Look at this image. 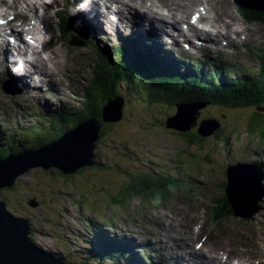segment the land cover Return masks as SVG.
<instances>
[{"label": "rangeland", "instance_id": "1", "mask_svg": "<svg viewBox=\"0 0 264 264\" xmlns=\"http://www.w3.org/2000/svg\"><path fill=\"white\" fill-rule=\"evenodd\" d=\"M29 1L38 3L39 16L36 20L40 21V28L45 23L41 16L47 14L51 22H54L53 28L50 27L47 32L49 37L55 39L62 36L58 30L56 13L59 9L66 11L69 7L57 2L47 11L37 0ZM211 3L215 2L210 0L207 4L206 0H199L187 14L207 6L209 15L218 13L221 14L218 16L222 17V13L225 15L229 9L234 21L232 22L235 23H232V29L234 25L240 26L238 29H243V33L249 34V37L243 41L241 38L229 41L227 45L211 46L212 51L204 53V56L198 49V57L209 59L222 54L226 58L225 62L229 64L227 69L229 67L238 69L239 75L260 73L261 65L264 63V24L247 23L234 0H219L216 2L220 3L218 5ZM18 4L20 8L36 13L23 0H19ZM12 12L13 10H10L7 14ZM188 18L189 15L185 17ZM79 27L89 38L90 43L86 40L83 42L76 32L69 30L66 33L78 45L73 70L69 62L64 65L65 70L66 65H70L73 77H63L55 70L53 72L55 80H51L59 92L61 91L58 97L63 101L48 97L51 106L46 108L58 110L62 106L65 107L60 122L55 123L52 115L35 121L40 112L34 101H23L24 104H19L20 107L27 104L28 108L22 112L26 113L21 119H18L22 114L20 112L11 114V109L4 105L9 101L4 99L0 92L3 98V103L0 104V119L5 121L0 123L2 126L0 132L3 130L8 132L6 136H0L4 150L10 148L19 152V147L32 148L36 143L55 138L81 122L83 118L81 115L85 110V89L91 77L95 75L93 67L96 46H103L115 38L106 40L102 34H94L87 29L83 21ZM90 35H96L97 39L103 41L100 43L94 39L92 42ZM238 36H241V33ZM170 44V39L166 38L162 47ZM179 54L183 53L177 48L171 56L179 58ZM185 56L191 54L185 53ZM116 57L120 58L118 54ZM195 62L202 64L196 60ZM184 71L185 69L182 70ZM75 77L79 78V82H76ZM141 80L140 75L135 73L132 81L134 89L128 86L126 89L124 86L120 87L119 92L125 97L123 117L116 122L102 123V135L94 151L97 164L80 168V171L72 174H65L56 167L47 170L33 167L19 176L12 188L1 189L0 199L7 202V207L16 215L31 219L36 233L33 237L39 245L77 264L85 261L87 264H111L109 261L98 262L88 259L96 234L108 233L107 231L111 232L107 235L112 237L128 236L135 243L146 242L151 248H158V255H165L166 260L172 258L170 254L173 258L177 256L179 250L187 259L182 260L183 264H199L198 261L187 258L192 250L191 246H197V242H201L199 235L188 236L187 232L190 228L197 231L199 224L204 225L203 235L208 240L220 242L221 245L231 248L237 245L252 248L250 240L257 236L260 238L259 243L255 242V238L253 244L263 253L262 204L257 213L258 217L254 220L239 221L231 218L221 223L213 222L210 217L213 202L225 191L228 181L227 168L238 162L264 163V140H259L246 129L252 108L232 110L209 103L199 110L198 124L210 118L218 120L223 129L219 134L214 133L205 137L202 143L200 140L190 143L185 133L167 128L165 125L167 117L176 112L175 103L169 99L151 100L145 92L148 90L147 86L143 87L142 84L145 81ZM42 83L46 86L44 82ZM30 85L35 88V81L31 80ZM160 94L165 96L161 91ZM17 105L18 103H14L12 108ZM30 114L35 116L29 118ZM205 124L208 125L207 122ZM45 127L50 129L46 131ZM53 128L54 131L51 130ZM232 128H237L236 132ZM39 132L47 135L46 138H42L45 135ZM188 133H197V127H193ZM25 138H29L27 139L29 141L23 142ZM140 173H151L159 178L166 174L173 175L179 179L177 180L179 186L174 189L167 188L162 195L135 194L129 201L126 199L125 202L116 203L115 201H121L125 197L122 198L117 192L118 188L126 187L130 183V176ZM262 182L264 183V180ZM189 189H195V192L192 193ZM32 199L39 201L37 207L28 204ZM159 200L165 201L163 206H157L156 202ZM205 218L207 221H204ZM237 252L240 255H247L251 251ZM253 252L261 255L258 250Z\"/></svg>", "mask_w": 264, "mask_h": 264}, {"label": "trees", "instance_id": "2", "mask_svg": "<svg viewBox=\"0 0 264 264\" xmlns=\"http://www.w3.org/2000/svg\"><path fill=\"white\" fill-rule=\"evenodd\" d=\"M241 11L249 23L258 21L264 23V12L242 8ZM60 28L69 32L70 21L68 18L64 17ZM101 52L100 60L96 67L93 68L96 76L86 88L88 89V102L90 105H86V113L83 115V119L90 116L100 118L104 103L109 98L119 94V87L126 85L127 79L133 81L132 72H136L140 75L141 81H145L142 84L143 87L147 86L149 91L145 90V92L148 93L147 96L151 100L167 101L169 99L174 103L184 101L209 102L212 105L227 109L252 108V114L248 119L246 129L259 140H264V111L257 109L264 107V66L258 74L243 73L239 75L238 69L233 67L232 69L231 67L227 69L228 66L223 62L216 63L213 61L211 64L201 62V65L194 62L196 66H192L193 75L185 76L183 74L185 77L183 78L177 74L179 69L184 67L183 65H174L173 67L159 66V69L154 71L153 68L156 66L154 53L152 55H144L141 51L136 50L133 52L126 48H114L113 51L105 49ZM116 54L120 58H117ZM160 91L165 96L161 95ZM55 117H60V114L57 113ZM49 129L45 127L46 131ZM222 129L220 127L215 133L219 134ZM236 129L232 128L234 132H236ZM183 133L188 137L187 139L190 143H194L196 140H200L202 143L205 138L196 133ZM41 142L44 143L43 141ZM41 142L36 143L34 147L41 145ZM10 150L14 151V149L4 150L0 144V158L4 157V154L10 152ZM258 164L264 168V165ZM129 180L130 183L118 192L122 195V198L125 196V200L134 197L135 194H142L143 196H150L151 193L155 196L162 195L167 189L164 180L153 179L151 174H133ZM171 181H173L172 185L177 183L175 180ZM223 198L227 203L226 195H223ZM0 201L3 200L0 199ZM215 220L220 221L217 214ZM100 234L99 238L101 241L109 240L106 235ZM101 254L103 256L94 250V255L100 261L107 259L111 264H136V260L133 255H130L128 248H121L120 251L109 254ZM129 257L130 259H128Z\"/></svg>", "mask_w": 264, "mask_h": 264}, {"label": "water", "instance_id": "3", "mask_svg": "<svg viewBox=\"0 0 264 264\" xmlns=\"http://www.w3.org/2000/svg\"><path fill=\"white\" fill-rule=\"evenodd\" d=\"M237 1L245 8L264 11V0ZM176 105L177 113L166 120V126L180 132L197 126L199 110L206 106L192 102ZM123 108L122 96L109 99L103 107V121L120 120ZM220 127L218 121L204 119L198 132L202 136H209ZM100 132V120L90 118L64 133L58 140L0 158V190L13 187L16 179L33 167H56L65 174H72L84 166L94 165L95 145L101 136ZM227 174L226 190L231 204L238 214L250 216L258 210V202L264 197V173L255 163L238 162L227 168ZM28 204L36 207L39 203L37 199H32ZM30 225L31 222L9 211L6 203L0 201V264H65L54 253L44 250L31 239Z\"/></svg>", "mask_w": 264, "mask_h": 264}, {"label": "bare ground", "instance_id": "4", "mask_svg": "<svg viewBox=\"0 0 264 264\" xmlns=\"http://www.w3.org/2000/svg\"><path fill=\"white\" fill-rule=\"evenodd\" d=\"M15 1L16 0H13V2ZM73 1L74 0H68V3L71 4ZM198 1L199 0H154V1H151V0H76V2H79L81 4L82 12H84L86 16L88 27L90 31H92L94 34L98 35V32L100 29H101V32L105 34L106 33L105 28L107 25L110 26V32L112 34H115L118 30L122 31L124 30L125 27L131 25L132 16L131 17L129 16L128 18H123L124 15L122 12H123V9H126L127 13L134 15L136 22L138 21L139 24L143 23L141 27L143 26L145 28L146 26L149 27V29L151 30V32L154 34L155 38L157 39V43H162L161 40H163L164 39L163 37L167 35L170 36L172 39H177V37L181 35H187V33H185L183 28H181L180 22L184 20V18L187 17L188 15L190 16V13L187 14L188 10L192 6H194ZM208 1L210 2V0H206L207 4H208ZM218 1L211 0V2H215L211 4L218 5L220 4V3H216ZM24 2L27 3L28 7L31 10L36 11V14H37V4L36 3L30 2L29 0H24ZM54 2H59V0H54ZM106 2H110V3H106ZM112 3L114 4L115 8L113 7ZM89 6L95 8L97 11ZM3 10H7V9H3ZM16 10L18 11L20 10L19 4L16 6ZM90 10H92V13L95 12L96 14L94 17H92V20L91 18L87 17V14H86ZM58 11H60V9ZM207 12L209 13V7H208ZM228 17H230V14L228 13H226L225 15L222 13V17H219L218 15L211 16L209 14L208 15L206 14L201 18V21H203L202 27L198 25H191L190 34L196 37L194 41V46L192 47V49L189 50V53H192L194 56L197 57L196 50L197 48L201 49L200 47L202 44L204 45V47L207 48L209 45L208 43L210 42L218 44L221 39L220 36L228 37L232 30V21L231 19H228ZM41 19L42 21L46 22L47 25H51L52 23L47 14L41 16ZM24 26L28 27L27 31L31 35L35 36L37 41L40 43L39 47L40 46L41 47L38 50H36V52H34L32 45L30 44V42L24 35L11 32L12 34L10 35L14 36V38L18 37L16 44H18V49L20 50V53H19V50L15 48L13 50L12 48H10L9 50L5 51V41L4 43L1 41L3 52H4L3 58L1 59V63L4 68L8 67L10 71H12L16 75V78L20 82L26 84L27 86L30 87L31 80L32 81L34 80L35 88H32L33 93H29V95L35 94L36 96L40 92V95L35 100L40 105L44 103V105L47 106V105H50L51 102L47 99L46 94L42 91H46V89H50L56 95L59 94L58 88H56V86L54 85L55 83L49 80L48 78L49 76L48 73L50 70L48 68V63H51L52 64L51 67L56 69L58 64H61V62H65L66 53H63V51L60 50V48L55 47L53 44H48V38L43 33L42 29L38 26V22L28 17H24ZM242 34H245V33H242ZM0 36H2V34ZM93 36L97 38L96 35H93ZM183 39H185L184 42L185 44H187L189 40V36L188 37L184 36ZM181 45L183 44L181 43ZM173 46H175V44H173ZM173 46L169 47L168 49L173 50L174 49ZM178 46L180 45L178 44ZM26 48L29 51L28 53L24 51ZM47 49L49 52H47ZM74 50H75V45H72L70 48V51L73 52ZM202 52L204 53V51ZM48 53L50 57L46 60L44 57H46ZM58 53H60L59 59L53 60L52 55H54V57L56 56L57 58ZM18 57H20V61L24 62L22 63L23 66H25L27 62L29 63L28 66L30 70H32L33 73H36L35 76H37V78L35 76H34L35 78L32 76V72H25L21 69L23 67H21V65L18 63ZM13 65L17 69L20 70L22 76L19 75V73L17 74L14 71L15 68L13 67ZM69 66H70L69 64L66 65L67 72H70ZM45 67H46V70L44 69ZM179 76L185 78L181 74ZM42 82H44L46 86ZM126 84L128 87H130V89H134V83L132 82V80L127 79ZM62 109L64 110L65 107L62 106ZM14 111H15V108L11 110L12 113ZM89 166H84V167H89ZM8 210L10 211L9 208ZM23 218L31 222L29 218L25 216ZM212 220L213 222H217V220L213 218ZM204 221H207L206 218ZM30 229H31L30 233L33 235H36L35 230L33 232L32 226L30 227ZM100 233L98 232L96 235L99 237L101 235ZM258 239L259 238L256 237L255 242H257ZM207 246L208 245H206L205 247ZM205 247L196 249L194 246H192V250L190 251V257L192 259L199 258L205 264H232L230 259L223 260V258L221 257L220 252L218 251L219 249L222 248L220 247V245L216 247L215 254H209L207 250L205 249ZM98 248L101 253L103 254L107 253V249H105L104 247L100 248L99 246ZM236 254L239 257V262L247 261L248 264H264V256L259 255L257 253L248 252L247 255H240L237 252ZM256 256H260L263 259L260 260L258 263H256L255 262Z\"/></svg>", "mask_w": 264, "mask_h": 264}, {"label": "flooded vegetation", "instance_id": "5", "mask_svg": "<svg viewBox=\"0 0 264 264\" xmlns=\"http://www.w3.org/2000/svg\"><path fill=\"white\" fill-rule=\"evenodd\" d=\"M96 164H97V162H96ZM125 187H123V188H118V191L117 192H120L121 190H123ZM113 196V195H112ZM118 201V200H117ZM123 200H121V201H118V202H122ZM29 218V217H28ZM29 220L31 221V219L29 218ZM31 226H32V228H33V232H34V226L32 225V221H31ZM33 235V234H32Z\"/></svg>", "mask_w": 264, "mask_h": 264}]
</instances>
